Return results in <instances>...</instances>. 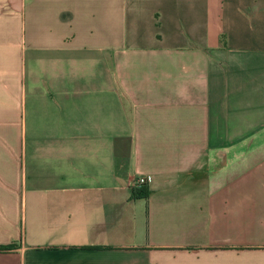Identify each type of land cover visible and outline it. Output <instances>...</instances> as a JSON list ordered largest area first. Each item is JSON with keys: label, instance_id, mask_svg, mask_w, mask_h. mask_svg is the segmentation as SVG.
I'll list each match as a JSON object with an SVG mask.
<instances>
[{"label": "crops", "instance_id": "0c3cea01", "mask_svg": "<svg viewBox=\"0 0 264 264\" xmlns=\"http://www.w3.org/2000/svg\"><path fill=\"white\" fill-rule=\"evenodd\" d=\"M242 138L264 0H0V264H264Z\"/></svg>", "mask_w": 264, "mask_h": 264}, {"label": "trees", "instance_id": "16d2710c", "mask_svg": "<svg viewBox=\"0 0 264 264\" xmlns=\"http://www.w3.org/2000/svg\"><path fill=\"white\" fill-rule=\"evenodd\" d=\"M148 189L146 186L140 187L138 189H133L132 190V198L133 199H137V198H146L148 196ZM13 246L9 245V246H0V252L2 251H7L12 249Z\"/></svg>", "mask_w": 264, "mask_h": 264}, {"label": "rangeland", "instance_id": "374dc122", "mask_svg": "<svg viewBox=\"0 0 264 264\" xmlns=\"http://www.w3.org/2000/svg\"><path fill=\"white\" fill-rule=\"evenodd\" d=\"M241 145H264V138H242L240 139Z\"/></svg>", "mask_w": 264, "mask_h": 264}, {"label": "built area", "instance_id": "2783aa9c", "mask_svg": "<svg viewBox=\"0 0 264 264\" xmlns=\"http://www.w3.org/2000/svg\"><path fill=\"white\" fill-rule=\"evenodd\" d=\"M146 184H147V180L145 177H137L131 181L130 187L132 189H136V188L146 186Z\"/></svg>", "mask_w": 264, "mask_h": 264}]
</instances>
